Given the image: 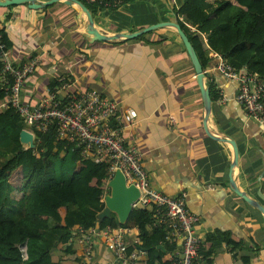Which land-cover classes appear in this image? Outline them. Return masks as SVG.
Here are the masks:
<instances>
[{
	"label": "crops",
	"instance_id": "crops-1",
	"mask_svg": "<svg viewBox=\"0 0 264 264\" xmlns=\"http://www.w3.org/2000/svg\"><path fill=\"white\" fill-rule=\"evenodd\" d=\"M108 1L112 5L94 12L88 9L97 29L105 34L177 21L172 0ZM74 9L64 0L42 6L26 1L0 6V26L10 59L14 64H23L32 56L39 59L24 80L22 98L36 104L52 80H64L71 89L96 88L129 108L133 122L126 129L127 140L143 152L151 186L172 197L183 196L189 211L200 218L194 227L201 239L200 264H262L264 215L229 186L232 146L211 139L203 129L195 71L176 31L167 26L132 39L90 40L85 14L77 15ZM215 61L212 58L204 68L209 69L206 85H213L217 93L209 130L237 142L239 160L233 179L240 190L264 206V198L258 195L260 190L264 197V122L248 116L235 100L237 83L216 71ZM108 193L104 183L103 197ZM134 207L124 223L129 227L125 238L140 247L137 224L150 206ZM116 221L122 224L117 216ZM217 232L227 234L229 241L212 253L207 236ZM86 236L79 233L66 246L60 245L54 260L60 264H122L93 238L91 251L85 252L79 239ZM170 243L175 244L174 251L180 250L179 239ZM242 243H247L239 250L244 257L237 253ZM139 249L138 264L148 260L171 264L169 252L158 255L155 250ZM244 258L249 259L247 263Z\"/></svg>",
	"mask_w": 264,
	"mask_h": 264
},
{
	"label": "trees",
	"instance_id": "trees-1",
	"mask_svg": "<svg viewBox=\"0 0 264 264\" xmlns=\"http://www.w3.org/2000/svg\"><path fill=\"white\" fill-rule=\"evenodd\" d=\"M108 1V0H107ZM92 12L105 7L83 2ZM177 22L185 32L203 68L211 63V51L219 53L235 69L246 68L264 77V0H172ZM2 39L8 47L1 28ZM144 34L139 35L142 37ZM205 40H204V37ZM199 43L195 45L196 42ZM2 62L0 61V72ZM62 80L49 83L53 89ZM212 101L217 99L209 84ZM4 92L0 90V101ZM25 123L12 106L0 107V264H60L54 260L59 246H66L80 229L121 226L116 216L99 219L104 207L107 164L83 157L73 143L58 140L56 127L32 128L35 147L25 148L19 133ZM10 163L20 171V185L9 180ZM142 211L137 226L140 247L158 255L174 251L165 238L164 225H154L155 209ZM224 233L207 236L209 252L229 241ZM247 246L242 243L239 250ZM161 245V247H160ZM136 247L129 242L128 249ZM201 248V247H200ZM249 259L244 258L245 263ZM146 264H155L148 260Z\"/></svg>",
	"mask_w": 264,
	"mask_h": 264
},
{
	"label": "built area",
	"instance_id": "built-area-1",
	"mask_svg": "<svg viewBox=\"0 0 264 264\" xmlns=\"http://www.w3.org/2000/svg\"><path fill=\"white\" fill-rule=\"evenodd\" d=\"M80 1L112 5L107 0ZM209 55L216 59L213 68L237 83L235 100L248 116L264 122V77L246 68L235 69L219 53L211 51ZM0 61V90L4 92L0 107L12 106L23 119L24 128L32 133L33 127L45 131L54 125L58 140L73 143L83 157L105 162L107 176L104 183L113 176L115 170H121L126 184L134 185L139 191L135 205H153V224L164 225L165 238L169 242L180 240V250L169 252L171 264H200L198 256L201 239L194 230L200 218L189 211L183 196L172 197L151 186L143 165V152L135 143L127 140L126 129L133 122L130 109L122 107L118 101L110 99L96 88L75 90L64 80L53 89L47 88L45 95L36 104L26 102L22 98L24 80L35 70L39 59L32 56L23 64H14L2 39L1 26ZM128 228L125 225L107 224L104 227L80 229V233L87 236L79 240L84 243L87 253L91 251L93 238L101 241L122 264H138L140 249H128L125 238Z\"/></svg>",
	"mask_w": 264,
	"mask_h": 264
},
{
	"label": "water",
	"instance_id": "water-1",
	"mask_svg": "<svg viewBox=\"0 0 264 264\" xmlns=\"http://www.w3.org/2000/svg\"><path fill=\"white\" fill-rule=\"evenodd\" d=\"M24 1L30 2L31 6H35V5L42 6L58 0H48L43 4L37 3L36 0H5V1L0 0V6L16 4L18 2H24ZM64 2L67 5L74 6L75 8L74 12L77 15L85 14L87 20L85 25V30L87 35H89L90 40L132 39L148 31L160 27H167V26L172 27L176 31L189 56V59L195 71V80L201 95L203 110H204L203 119H202L203 129L206 135L211 139L220 142H226L232 146L233 157L230 162V168H229V176H228L229 186L235 194L240 196L246 203L256 208L259 212H261L264 215V206L258 200L250 197L247 194V192L240 190L237 184L235 183V180L233 179V175H232L233 170L238 166V160H239V148L237 142L229 136L214 135L209 130L208 120L212 110V99L210 97L209 86H207L205 83L206 72L199 61L194 45L191 43L185 32L182 30L180 24L177 21L168 20L153 25H149L144 28H139L135 31L128 33L116 32L112 34H105L97 29L91 12L88 10V8L85 6V4L82 1L64 0ZM19 141L25 148L32 149L35 147L34 134L25 128H23L19 133ZM106 186L109 188V193L104 195V200H103L104 207L99 212L98 218L99 219L111 218V215L114 214L115 216H117V220L123 224L126 222L132 208L135 206V202L139 196V191L134 185L126 184L125 176L122 173V171L119 169L115 170L113 176L107 181ZM258 195L261 198H264L260 190H258Z\"/></svg>",
	"mask_w": 264,
	"mask_h": 264
},
{
	"label": "rangeland",
	"instance_id": "rangeland-1",
	"mask_svg": "<svg viewBox=\"0 0 264 264\" xmlns=\"http://www.w3.org/2000/svg\"><path fill=\"white\" fill-rule=\"evenodd\" d=\"M5 172L9 174V180L11 182H13V184L18 185V187H19V185H20L19 184L20 183V177H19L20 171L17 167L16 168L14 167V163H10L9 168ZM137 208L141 209V208H143V205L138 203ZM134 209H136V208L133 207V210Z\"/></svg>",
	"mask_w": 264,
	"mask_h": 264
}]
</instances>
